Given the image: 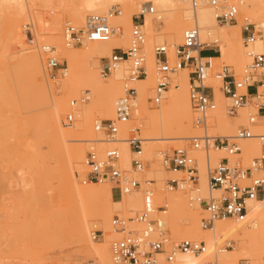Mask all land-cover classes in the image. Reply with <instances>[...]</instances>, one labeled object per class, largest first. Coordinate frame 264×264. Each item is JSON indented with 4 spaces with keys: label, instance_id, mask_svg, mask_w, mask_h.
Instances as JSON below:
<instances>
[{
    "label": "bare ground",
    "instance_id": "obj_1",
    "mask_svg": "<svg viewBox=\"0 0 264 264\" xmlns=\"http://www.w3.org/2000/svg\"><path fill=\"white\" fill-rule=\"evenodd\" d=\"M29 1L30 0H0V12L7 4L16 5L14 10L15 8L17 10L11 21V41H14L13 44L15 43V46L18 45L20 48H23L22 51L24 54L23 57L19 59V65L17 64V67H15L17 69L14 72L15 75L19 76L22 71L19 69L20 65H25L28 69L29 82L34 84V90L44 97L49 98L53 106L58 109L57 111L68 101L67 97H69V101L71 97L77 98L80 86H82L85 91L89 92L90 104L86 109L79 112L77 115L79 121L73 129L69 130L74 137L70 143H76L77 145H67L63 149V174L61 176L63 177L65 186L73 197L72 206L76 212L73 235L77 243L81 246H89L95 251L97 254V264L108 263L109 249L107 247V241L113 237L110 233V220L115 215L111 217L113 212L112 208H121L123 212L130 217L133 211H139L141 203L138 195L139 193L136 194L133 192L131 194L122 195L121 199H114L111 186L109 185L105 186L104 184V186H97V184H78L79 177L81 178L85 173L83 160L86 152L84 151L85 148L81 145L89 144L91 136L96 137L98 135L99 138L96 139L102 140L101 136L90 128V121L93 120V114L95 113L98 115L102 112L108 118L115 117V102L124 95L126 90V87H123V84H121V80H125V75L127 76L126 65L121 66L113 72L109 78L107 77V82H103L97 73L98 67L96 68L97 71L94 68V63H99L102 58L109 57L115 48H122L125 50L128 47L132 11L136 9H138V11L140 9L141 11V8L144 6L153 8L154 13L145 15L144 24L142 26V30L147 33V38L143 45L144 55H146V77L131 84L135 85L133 87L137 89L138 94L132 120H135L142 128L143 133H145L144 152L147 157L153 148L162 144H165L167 147L176 146L188 140V138L191 137V133H195L192 131L194 128H192L191 122L186 70H179L178 74H174L175 76L172 75L176 85L174 84L169 87L165 94L166 98L157 111L151 110L147 105V99L152 92V86L155 83L156 76V58L153 49L155 40L153 39L152 32L155 30L154 26L157 19L161 18L167 24V36L164 37L161 35L159 38L160 41L163 42L160 46L167 45L168 47L166 50L170 61L174 57V49L175 46L178 45L177 42L181 39V34L185 28L193 25V21H195L199 27L201 41L205 42L206 39H209V41L211 40L209 43H218L220 55L216 58H212L211 61L219 62L221 59H224L233 65V69L234 71L236 70L235 73H237L238 76L241 74L240 71L242 72V69L251 62V58L247 55V50L242 43V34L238 26L241 24L255 23L257 28L263 29L261 30L263 34L257 38L250 51L252 53L264 52V0H226L227 3L223 7L234 5L238 10L237 16L240 14L241 17H243L241 23L236 22L237 25L230 26V33L221 31L215 26V15L220 12L223 7H211L207 4L206 0H199V6L194 13L190 8L189 0H79V7L72 10L67 7L72 0H46L48 4H46L44 8L48 6V10L52 14V18L50 16V18L48 17L49 19L45 17L46 14H48L46 10L43 13L45 16L42 14L44 8L41 7L42 10H40V8H32ZM53 1H57L58 4H60L59 6L66 8V17L75 19L76 24L79 26L84 23V11L102 14L111 3L117 6L119 5L120 14L111 17V21L113 20L112 26L115 23L114 27H118L119 31L122 30V33L119 34V37L113 35L106 42H86L87 44L84 45L82 50L80 49V52L79 50H77L78 52L74 51L72 46H67L62 40L60 30L63 17L60 15L61 12L59 13L58 10L56 11L54 7H52ZM247 15L252 17V23L248 20ZM29 23L31 26V34L33 35L32 40H28L21 31V28L26 29ZM150 37H152L153 40ZM27 42L30 45L27 44ZM34 43L35 45H33ZM41 44L56 48L57 55H60L65 60V63H67L69 75L67 76V73L65 79L58 80L53 84L54 91H63L64 95H61L62 97L60 98H53V96H51L52 94L49 93L52 91L51 87L47 86L46 88L45 82L48 79L44 73V65L41 66L43 60L40 62V58L43 55L39 52L38 47ZM208 82L214 88L215 102L217 105L212 114L210 132L217 136L233 137L235 135V127H238L241 121L243 124L245 119H248L245 118V110L243 108L236 110V113H234L235 115L230 116L231 118L223 117V108L226 103L229 102L230 104L231 100L218 90V80L210 78ZM48 87H50V91ZM32 92L33 89L31 93ZM78 99L79 98H77V100ZM249 108L251 109L252 107L249 106ZM263 118L264 117H258L254 124H247L245 122L253 135H264ZM132 120L130 122H132ZM94 121L98 122L100 119L96 118ZM130 126L131 124L127 127V131ZM0 127L7 128L8 125L6 122L4 123L3 120V122L0 121ZM123 127H126V125H123ZM94 138L92 140H94ZM119 138L122 140L120 142L121 146H118L121 152L120 163L122 164L123 160L124 168L128 169L130 166L131 153L125 141L126 138L122 137L121 133ZM256 140L255 138H250L243 140L242 143L240 142L243 144L244 153L247 158L258 154L260 147ZM98 145H104V142H98L97 149L102 150L105 148H99ZM106 145V147L109 146V144ZM217 154L222 156L219 152H217ZM220 156L216 157L217 159L215 162L220 159ZM199 161V187L197 190H194L193 193L200 194L201 191L206 195V168L201 157ZM164 171L165 170H161L158 174H163ZM19 180H21L22 189L24 190L32 186H30L29 183H34L32 181L30 182V179L29 182H27L24 177H21ZM158 183L161 186L163 184V178L159 177ZM161 196L166 206H168L167 208H169L171 220V222L169 221L171 224L170 229L176 236V239L181 240L190 238L205 243V251L198 255H188L177 252L174 264H205L206 261H213L209 263L215 264H237V261L240 259H247L252 264H264V200L251 204V208L245 219L246 222H250V228L240 232L236 224L238 222L231 224L223 221H215L212 228L204 230L199 224L205 212L198 204H189L190 206H188L187 201L185 202L184 197H182L183 195L175 196L165 194V191L161 193ZM181 213H185L187 217L182 220L181 227H179L176 218ZM92 221L97 222L106 233L101 243H93L92 241L91 231L89 230ZM92 225L94 226V224ZM209 233L212 234V239ZM216 237L228 240L241 237L243 240H246V245L244 248H240L237 251H229L225 249L224 246H230V243L227 244L224 241L216 239ZM176 241L178 242V240ZM195 256L200 257L197 258ZM160 261L162 262V258Z\"/></svg>",
    "mask_w": 264,
    "mask_h": 264
},
{
    "label": "built area",
    "instance_id": "obj_2",
    "mask_svg": "<svg viewBox=\"0 0 264 264\" xmlns=\"http://www.w3.org/2000/svg\"><path fill=\"white\" fill-rule=\"evenodd\" d=\"M206 2L214 8L223 7L227 3L226 0ZM189 5L194 13L199 6V0H189ZM153 13L152 7L144 6L138 14L132 16L128 48L114 49L109 57L104 58L99 68L102 78L110 76L123 65L127 68L125 78L127 82L134 83L146 77L143 53L145 34L142 26L145 15ZM119 14V9L112 7L106 14L88 16L84 27L80 29L67 24L63 33L65 44L73 47L84 42L108 41L113 35L120 33L119 28L109 22L111 17ZM237 14V7L228 5L216 13L215 19L217 23L227 25L236 22ZM24 33L28 40L33 39L29 24ZM241 34L242 43L251 62L243 68L240 76H236L227 65L211 74L212 58L202 56V52L210 48H216L218 56L220 52L218 47L214 46L216 43L201 41L199 27L195 21L183 31L182 42L175 47L171 61L165 45L154 50L156 84L152 96L148 99L153 107L158 108L165 100V94L171 85L170 76L179 70L187 71L192 127L198 134L189 137L186 145L174 149L170 155L165 156L162 166L168 172L183 175L182 178L166 180L165 187L168 191L179 190L189 194V204L196 203L203 209L206 217L201 218L200 227L204 230L212 228L215 221L244 222L251 204L264 200V135H253L249 127L238 128L233 137L209 134L212 114L216 109L214 88L208 82L210 78L219 81L218 90L233 102L226 109L227 114L234 115L238 108L252 103L255 112L249 117V123L254 124L258 117H264V52L250 51L261 32L251 24H244ZM38 47L44 56L45 76L55 84L66 76L67 68L59 62L53 46L41 44ZM251 88L254 89L253 92L249 91ZM136 94L135 87L126 86L124 95L115 102L114 119L94 122V131L102 140L89 141L90 146L83 160L85 174L81 183L109 184L114 199L115 191L117 199H121L122 195L131 194L144 186L142 209L132 217L114 215L110 220V233L113 237L109 240L107 264H174L177 252L198 255L205 251V243L183 239L171 245L165 223L160 217H156L165 210H162L163 207H154V192L151 188L153 180H143L142 186L138 180V176L142 175L146 168L142 146L145 140L140 135L142 128L138 125L129 127L125 140L131 153L130 166L128 169L121 166V152L115 145L122 141L119 138L120 125L132 120ZM71 105H74V102H71ZM73 121V114H68L63 125L70 127ZM250 138L257 139L260 150L244 165L240 158L242 149L239 142ZM98 142H104L109 146L98 150ZM194 152H201L204 156L207 186V193L204 196L192 193L199 187L200 172ZM210 152H219L222 156L212 164ZM105 234L96 225L92 227V240H104Z\"/></svg>",
    "mask_w": 264,
    "mask_h": 264
},
{
    "label": "rangeland",
    "instance_id": "obj_3",
    "mask_svg": "<svg viewBox=\"0 0 264 264\" xmlns=\"http://www.w3.org/2000/svg\"><path fill=\"white\" fill-rule=\"evenodd\" d=\"M29 3L31 4L32 8H36V9L40 8V10H42V8H44V6L48 4L46 0H30ZM59 5L60 4H58L57 1L52 2V7H54L56 11L58 10L59 13L61 12L60 15L63 17V21L61 24L62 26L60 30L61 31L60 35L62 34L61 36L63 42H64L63 33L65 26L67 24H70L76 27L77 29H80L84 27L85 20L88 16L97 14V13L84 11L83 12L84 23L83 25L79 26L76 24L75 19L66 17L65 14L66 8L61 7ZM79 5H80L79 0H72L67 7L72 10L74 8L79 7ZM15 6L14 4H7V6L0 12V121L3 122L4 120V123L6 122V124L8 125L7 128L0 127V264H97L96 262L97 254L95 253V251L92 250V248H90L89 246H85V245L81 246L79 243H77L73 235L74 220L76 213L75 209L72 206L73 197L69 192V190L67 189V187L65 186L63 177L61 176L63 174V170H62L63 167L62 152L64 153L63 149L67 145H72V144L77 145L76 143H72V142L70 143V141L73 140L74 137L71 135L69 130L73 129L76 123L79 121V118L77 117L79 112L86 109L90 104L91 101L89 98V92L85 91L84 88L80 86L79 93L77 96V98L79 99L77 100V98L71 97L69 101V97H67L68 101H66L63 107L60 108L59 111H57L58 109L53 106L49 98L44 97L42 94L34 90L35 89L34 84H31V82H29L28 69L25 65L21 64L19 67L20 71L22 70L20 72V75L19 76L15 75L14 71L17 69L15 67H17V64L19 65L18 61L20 58L23 57L24 54L22 51L23 48H20L17 44H16L17 46H15V43L13 44L14 41H11V30H12L11 21L17 11L16 8L14 10ZM112 6L120 10L119 5L117 6L116 4L111 3L105 9V12L102 14H106ZM45 10L46 13L48 14L50 13L49 16L48 14H46V16L45 14H43ZM139 11L138 9L132 11L131 18ZM42 14L47 19H49L50 16L52 15L51 12L48 10V6H46V8L42 10ZM239 16L236 17L237 23H241L242 22L241 20H243L242 19L243 17H241L240 14ZM247 18L251 22L252 17L248 16ZM110 22H111L110 24L112 25L113 20L111 21L110 19ZM236 22L227 25H222L215 21V26H217V28L221 31L230 33L231 32L230 26L237 25ZM243 25L244 24L238 26L241 32ZM251 26L256 27L257 25L254 23L251 24ZM154 28L155 30L152 32V36L153 39L155 40V42L153 43L154 45L153 49L155 50L156 47L163 44V42L160 41L159 37L161 35H163L164 37L167 36V24L161 18H158ZM258 29L261 32L260 35H262L263 33L261 30L263 29L259 27ZM24 30L25 29L21 28L23 34H25ZM121 33L122 30L120 31V33H117L114 36L119 37V34ZM182 34L180 41L177 42L178 45L181 44L182 42ZM146 38H147V33L145 34V39ZM150 38L152 39V37ZM210 41L209 39L205 40V42H210ZM27 44L29 43L27 42ZM85 44L87 43L84 42L82 44H77L74 45L72 48L74 51L79 50L80 52ZM217 44H215L214 46L218 47ZM33 45H35V43ZM128 45H129V38H128ZM115 49H122V48H115ZM143 53H144V49H143ZM57 54L58 53L56 52V48H55V55L58 58L59 62H61L67 68V73H68L67 76H68L69 69L67 67V63H65V60L60 55ZM208 55H211V51L209 49H206L202 52V56H208ZM144 56L146 58V55ZM42 57L40 58L41 59L40 62L43 60L41 62V66L44 65L43 63L44 56ZM103 61L104 58H102L99 61V63H94L95 70L98 67L97 68L98 71L97 70L96 71L99 76H100L99 68L100 65L103 63ZM224 65H227L231 69H233V65H231L224 59H221L219 62H213V68L211 74L218 71ZM235 71L233 69L234 73ZM178 73L179 71H177L175 75ZM235 75L237 76V73H235ZM109 77L110 76H108V78ZM106 78H102L100 76V79L103 82L104 81L107 82ZM170 78H171V85H174L175 83L173 80V76L171 75ZM62 79H65V77L61 78L60 80ZM45 84H46V88L47 86L51 87L52 91H50V87L48 88L50 91L49 93L52 94L51 96H53V98L56 97L60 98L64 95L63 91L60 92L54 91L53 84L50 80H47ZM121 84H123V87L135 86V85H131L134 83H129L126 80H121ZM155 84H156V76H155V83L152 86L153 88ZM32 89L33 92L31 93ZM253 90L254 89L251 88L249 91L253 92ZM151 96H152V92L148 96V99ZM71 102H74V105H71ZM232 104H233L232 100L230 104L229 102L225 104L222 111L223 117L225 116V118L226 117L231 118L230 117L231 115L226 113V109ZM251 104L252 103H249L248 105L241 107L245 110V116H246L245 118L248 119L255 112V109ZM147 105L151 110L157 111L159 109V107L158 108L153 107L151 104H149V102ZM249 106H251L252 108L250 109ZM68 114H73V120H74L70 127H66L63 125L64 118ZM96 118H99L100 121L114 119V117L112 118L106 117L102 112H100L98 115L94 113L92 117L93 120H91L92 122L90 121V128L93 131H94L93 127L95 122L94 119ZM248 119L247 120L245 119L243 124L241 121L240 122L241 124L239 123L240 126L238 124V127L237 126L235 127V133L238 128L246 127V125L249 124ZM191 122H192V116H191ZM245 122L247 124H245ZM129 124H131L130 127H136L138 125L135 120H132V122L125 124L126 127H123V125H121L120 133L124 138L127 137V127L129 126ZM192 131L195 133L193 134L191 133V136L198 134L196 130L193 129ZM209 134L217 136L216 134L211 133L210 129H209ZM140 135L144 139L145 133H143V131L140 132ZM94 137L91 136L90 140H92ZM96 138H99V136L97 135L94 139ZM240 142L242 143V141ZM240 142L239 144L242 149L240 158L242 159V162L245 165L253 156L256 155H252L249 158H247V156H245L244 153L243 144H241ZM187 143H188L187 140H185L184 142L179 143L178 145L173 147L172 146L167 147L165 144L159 145L153 148L150 151L149 156L147 157L145 156V152H144V143L142 145L144 160L146 162V168L142 173V175L138 176V180L140 181L141 186L143 180H153V185L151 186V188H153V192H154L153 195L154 207L155 208L163 207L162 210H165L162 213H158L156 217H160L162 221L165 222V228L167 230V234L171 245L178 243L180 240L176 239V236L173 234L172 230L170 229L171 227L170 212H169V208H167L168 206H166L165 201L161 196V193L165 191V194H171L175 196L183 195L182 197H184L185 202L187 201L188 204L187 203L186 204L188 206L194 205L195 203L189 205V194L185 192L179 190L168 191L166 189L165 187L166 180L170 178H182L183 175L168 172L161 165H162V160L165 156L170 155L174 149L186 145ZM81 146L84 147L85 148L84 151L87 152L90 144L88 143L86 145L82 144ZM106 146H107L106 144L98 145L99 148H104ZM115 146H121V144ZM193 154L197 158L199 163H200L199 161L200 157L202 158V161L204 163V158H203L204 156L201 154V152H194ZM217 156H220L219 154H217V152H210V161L212 164L215 163ZM160 158H161V164H160ZM121 166L124 168L123 160ZM161 170H165V171L163 172V174H158ZM21 177H24V179L27 182H29V179L30 182L31 181L34 182V183H29L30 186L32 185L31 187L33 188V190L31 187H30L31 189L30 188H27L26 190L22 189L21 180H19ZM82 177L81 178L79 177L78 180L79 185H83L81 183ZM159 177L163 178V184L161 186L158 183ZM99 185L104 186V184H97V186ZM108 185L109 184H105V186ZM143 187L135 191L136 194L139 193L138 195L140 197L141 208L139 209V211L142 209ZM200 194L204 195L201 191ZM114 196L115 199H117L116 191L114 192ZM185 197L187 200L185 199ZM112 209L113 212L111 217L114 214L115 215L118 214L119 216L126 218L128 217L121 208L114 207ZM139 211L138 210L133 211L132 216L136 215ZM185 217H187V215L185 213H181L176 218L177 220L176 222L179 225V227H181L182 220ZM204 217L206 216L204 215ZM223 222L234 224V221L231 220H227ZM92 224L96 225L98 228H101L99 224L95 221H92ZM92 224L91 227L89 228L90 231L92 230L93 227ZM236 224L238 225L237 227L240 232L244 231L247 228H250L249 221L238 222ZM210 236L212 239V234H210ZM184 239H190V238H184ZM216 239L224 241L227 244L230 243V246L227 248V250L229 251H237L240 248H244L246 245V240H243L241 237H236L233 240L223 239L220 237H216ZM176 240H178V242ZM92 241L93 243H101L103 240H99V241L92 240ZM108 246H109V240L107 241V247ZM195 257L199 258L200 256H195ZM160 259L161 256L159 257V260ZM209 262H213V261H206L205 264ZM242 262L252 264L247 259H240L237 261V264H241Z\"/></svg>",
    "mask_w": 264,
    "mask_h": 264
},
{
    "label": "crops",
    "instance_id": "obj_4",
    "mask_svg": "<svg viewBox=\"0 0 264 264\" xmlns=\"http://www.w3.org/2000/svg\"><path fill=\"white\" fill-rule=\"evenodd\" d=\"M209 50L211 51V55H208V56H205V57H211V58L218 57L216 48H210Z\"/></svg>",
    "mask_w": 264,
    "mask_h": 264
}]
</instances>
